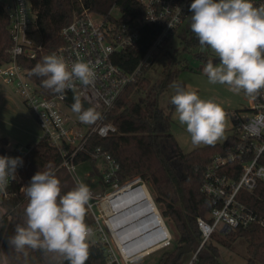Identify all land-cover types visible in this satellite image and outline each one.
<instances>
[{"label":"built area","instance_id":"2783aa9c","mask_svg":"<svg viewBox=\"0 0 264 264\" xmlns=\"http://www.w3.org/2000/svg\"><path fill=\"white\" fill-rule=\"evenodd\" d=\"M75 1L78 10L74 12L71 23L61 31L65 44L51 54L63 57L69 70L77 60L89 63L96 73L94 82L83 85L76 81L74 87L66 90L63 95H48L31 80L29 71L18 64L20 58H36L37 52L42 49V38L36 24L41 0H0L8 17V31L13 42L10 61L0 66V79L15 88L35 118L42 132L41 137L58 150L62 158L60 167L70 173L75 183L82 182L75 159L87 153L101 164V183L107 189L104 199L114 193H133L142 187L149 190L147 183L140 177L121 182L118 177L119 163L100 147L90 152L87 144L94 135L108 138L117 133L109 117L119 98L131 84H137L146 77V71L164 52L166 42L185 25L191 14L189 8L193 0H139L145 8L148 21L161 25L162 31L131 72L117 65L115 59L121 53L138 46L141 35L137 24L129 19L114 17V8L103 16L86 7L85 0ZM252 2L257 7L264 4V0ZM69 95L75 96L81 103L89 104L99 113V118L91 124L82 123L67 102ZM251 100L249 108L235 112L232 116L236 132L234 144L213 157L205 170L201 190L211 199L212 210L207 219L197 218L202 237L199 250L213 234L219 232L225 236L241 228L247 229L257 221V217L238 199L241 191L251 193L259 184H264V90ZM17 150L23 152V155L29 152L25 148ZM229 165L241 167V175L237 180L221 174ZM21 171L22 166H19L16 179L0 188V206L15 195L14 186L22 184ZM138 212L143 213L144 210L141 206L133 205V209L122 214L123 220L127 221L124 223L122 220L121 223L130 225V218ZM89 213L91 215L90 209ZM102 215L100 219L92 220V232L88 239L105 248V264H136L169 246L173 239L162 214L165 229L161 233L149 221L141 220L138 226L128 231L119 227L120 219L113 216L105 218Z\"/></svg>","mask_w":264,"mask_h":264},{"label":"trees","instance_id":"16d2710c","mask_svg":"<svg viewBox=\"0 0 264 264\" xmlns=\"http://www.w3.org/2000/svg\"><path fill=\"white\" fill-rule=\"evenodd\" d=\"M85 5L103 16L116 7L121 11L123 20L129 19L137 24L141 35L138 46L121 53L115 59L117 65L131 72L161 33L162 26L148 21L145 8L139 0H85ZM77 10L75 0H41L36 24L42 38V49L37 52L36 58H20L18 64L30 73L38 62H42L44 56L63 46L65 42L61 31L71 23ZM8 25L7 14L0 4V66L10 61L13 49ZM182 29L188 45H199L190 28V17L186 19ZM175 33L176 31L173 35ZM199 57L202 58V54ZM177 73L178 71L173 72L165 67L160 83L151 85L145 77L137 84H131L121 95L109 117L116 126L117 133L108 138L94 135L87 144L90 152L100 147L119 163L118 177L121 182L135 177L146 182L155 194V202L160 206L163 217L169 219L177 229L179 245L164 251L157 264H180L185 255L178 259L177 253L183 245L190 249V254L199 249L202 237L197 218L207 219L212 210L211 199L201 190L205 170L212 158L222 154L236 139L232 135L222 144H211L189 153L183 152L171 133L174 105H170L169 110L165 111L158 104L160 96L174 83ZM30 78L46 94H57L42 87L40 77L30 75ZM74 97H67L70 106L74 103ZM8 143L7 138L0 137V156L5 152V156L22 158L23 182L14 186L13 197L1 204L9 218L5 215L0 219V264H67V261L54 253L46 254L30 248L25 249L26 254L17 253L9 244V237L14 235L17 224L26 223L27 199L22 189L29 184L37 171L53 170L61 181L62 192L71 190L76 183L70 173L60 167L61 155L46 138L41 137L26 155L17 149L5 150ZM75 164L88 165L90 176L101 178L98 161L90 154H81L75 159ZM223 173L237 180L241 175V167L229 165L223 169L221 174ZM238 199L257 217V221L247 229L241 228L225 236L213 234L199 250L197 262L194 264H221L218 260V249L209 244L211 239L227 248L241 242L246 245V264H264V184H259L251 193L241 191ZM85 223L89 227L93 225L87 206ZM87 243L89 259L85 264H105V248L100 244H93L90 239Z\"/></svg>","mask_w":264,"mask_h":264},{"label":"clouds","instance_id":"9594fccd","mask_svg":"<svg viewBox=\"0 0 264 264\" xmlns=\"http://www.w3.org/2000/svg\"><path fill=\"white\" fill-rule=\"evenodd\" d=\"M190 28L202 48H209L219 59H209L203 68L212 84L229 86L255 99L264 90V4L252 0H193L190 5ZM171 27V25H169ZM41 78V85L63 95L79 81L90 85L95 80L93 66L82 60L71 64L55 53L44 56L29 73ZM171 104L179 123L186 126L194 145L214 144L224 132L225 112L213 100H204L196 91L173 83ZM72 111L82 123L99 118L92 108L83 109L74 97ZM21 157L0 156V188L16 179ZM27 199L26 223L15 226L9 244L17 253L26 248L58 254L67 264H85L89 259L87 240L91 228L85 223L86 206L92 197L83 182L62 192L61 181L51 169L37 171L22 189ZM26 254V253H25ZM139 259V258H137Z\"/></svg>","mask_w":264,"mask_h":264},{"label":"rangeland","instance_id":"374dc122","mask_svg":"<svg viewBox=\"0 0 264 264\" xmlns=\"http://www.w3.org/2000/svg\"><path fill=\"white\" fill-rule=\"evenodd\" d=\"M112 14L116 18L122 17L121 11L116 7L112 10ZM191 15L192 13L190 16ZM36 37L39 38L38 35ZM201 54L203 56L202 58L199 57ZM209 59H212L214 63H219V59L209 48H202L200 44L197 46L188 45L186 36L181 27L171 37L162 55L159 56L146 74V78L151 85L160 83L164 76V69L167 67L173 72L178 71L174 77L175 83L196 91L199 97L204 100H213L218 103L225 112L224 132L221 138L214 144H222L229 136L235 135L236 133L232 119L233 114L249 108L252 104V100L249 96L245 95L243 91L239 94L233 93L226 84L210 83L207 75L203 71ZM0 84L5 87V93L0 97V136L2 137L4 134L10 139L11 143L10 146L6 145L4 149L11 151L15 148L25 147L26 150H29L37 143L42 132L33 115L17 95L15 88L12 85L4 84L1 79ZM173 94L174 89L170 86L159 98L158 104L165 111H168L170 105H172L170 101ZM171 133L176 138L184 153H189L197 148L208 145H194L191 142L190 134L186 132V126H182L179 123L175 106L172 114ZM98 167L100 170L101 164L98 163ZM77 170L79 179L89 186L94 196L93 199H90L88 204V208L91 212L90 216L94 221L100 219L103 216L101 205L107 193V189L103 187L101 178L90 176L88 165L77 166ZM148 188L151 195L155 198L153 190L149 186ZM158 208L161 212L160 206H158ZM5 215L8 216L6 211L0 206V219ZM165 221L173 237L170 245L145 257L136 264H157L164 251L172 250L175 246L179 245L177 229L169 219L165 218ZM216 235L221 236L219 232H217ZM210 243L218 249V260L221 264H246L247 253L245 244L237 242L232 248H227L217 243L215 239H211L209 244ZM184 246L185 245L182 247ZM190 253L191 251L184 254L185 256L180 264H190L191 262L194 264L197 262L199 249L195 253Z\"/></svg>","mask_w":264,"mask_h":264},{"label":"bare ground","instance_id":"6f19581e","mask_svg":"<svg viewBox=\"0 0 264 264\" xmlns=\"http://www.w3.org/2000/svg\"><path fill=\"white\" fill-rule=\"evenodd\" d=\"M133 205H135V207L141 206L144 212L135 213L129 220L130 225L121 223L123 220L122 214H126L129 210L133 209ZM101 207L105 218L113 216L120 219V223L118 224L122 229L132 231L131 229L138 226L141 220H145V222L149 221L150 225L156 228L160 233L165 229L164 219H162L159 208L146 187L139 188L133 193L124 191L108 195L102 202ZM126 221L127 220H123L124 223ZM133 244H135V242Z\"/></svg>","mask_w":264,"mask_h":264},{"label":"water","instance_id":"95a60500","mask_svg":"<svg viewBox=\"0 0 264 264\" xmlns=\"http://www.w3.org/2000/svg\"><path fill=\"white\" fill-rule=\"evenodd\" d=\"M84 109H88L91 108V106L89 104H87L86 102H82L81 103ZM5 152L1 153V156H5ZM190 252V249L187 246H184L183 248H181L178 253H177V258L180 259L182 257V255L187 254Z\"/></svg>","mask_w":264,"mask_h":264},{"label":"crops","instance_id":"0c3cea01","mask_svg":"<svg viewBox=\"0 0 264 264\" xmlns=\"http://www.w3.org/2000/svg\"><path fill=\"white\" fill-rule=\"evenodd\" d=\"M3 82V81H2ZM4 83V82H3ZM5 84V83H4ZM4 86L2 85V84H0V97L3 95V93H5V91H4ZM3 134V133H2ZM1 135V134H0ZM1 137V136H0ZM3 138H7L8 139V137H6L4 134H3V136H2ZM41 138V135L39 136V139ZM38 139V140H39ZM8 145L10 146V139H8ZM38 142V141H37ZM22 147H23V145H22ZM20 148V147H19ZM25 148V147H24ZM15 149H17V148H15Z\"/></svg>","mask_w":264,"mask_h":264}]
</instances>
